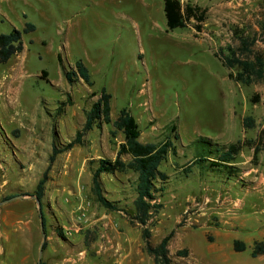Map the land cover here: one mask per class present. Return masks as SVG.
Segmentation results:
<instances>
[{
    "label": "rangeland",
    "instance_id": "374dc122",
    "mask_svg": "<svg viewBox=\"0 0 264 264\" xmlns=\"http://www.w3.org/2000/svg\"><path fill=\"white\" fill-rule=\"evenodd\" d=\"M204 1L205 22L211 24L215 7L239 0ZM244 1L247 5L257 1L260 10L251 19L238 14L236 23L226 17L225 33L217 40L206 37V42L196 45L184 40L182 29L167 31L164 15L156 24L149 20L144 5L151 0H0V34L14 28L23 31L26 23L35 26L33 32L23 34V52L0 64V201L10 191L33 195L46 174L42 209L47 233L49 227L65 240L63 243L73 241L63 244L70 253L58 254L60 262L113 264L109 253L114 252L113 259L123 264H155L146 251L142 226L131 222L137 175L130 171L101 177L104 195L125 212L107 211L97 203L93 191L95 162L116 158L124 141L121 132L103 124L87 132L82 145L60 154L50 165L53 146L63 148L75 139L102 88L112 95L113 121L128 108L139 122L144 142L173 138L172 126L180 136L175 141L177 153L170 152L159 168L168 177V188L159 200L163 208L150 227L152 244L174 231L169 248L176 263L219 262L205 254L213 246L205 235L212 237L214 227L231 225L238 213V198L214 188L208 182L211 173L201 172L202 166L195 165L191 173L185 171L190 170L196 151L207 153V142H217L228 125L234 124L225 135L229 140L242 138L241 123L232 120L234 107L238 116L245 109V114L251 115L264 93V81L246 86L231 80L229 73L237 71H230L218 56H226L228 47L238 46L235 25L240 35L255 39L256 51L264 53V0ZM143 15L147 20L141 18ZM81 25V35L71 33V27ZM97 56L101 57L95 61L94 87L83 80L70 83L66 79L74 61L96 60ZM142 102L143 108L139 107ZM144 108L146 117L139 118ZM257 131V125L247 129L249 136ZM123 159L130 160L128 156ZM36 217L39 225L37 209ZM128 236L132 238L127 248L131 254L124 256L118 241ZM38 240L41 244V222ZM187 246L193 251L194 263L177 255ZM226 262L248 264L256 260L248 250Z\"/></svg>",
    "mask_w": 264,
    "mask_h": 264
},
{
    "label": "trees",
    "instance_id": "16d2710c",
    "mask_svg": "<svg viewBox=\"0 0 264 264\" xmlns=\"http://www.w3.org/2000/svg\"><path fill=\"white\" fill-rule=\"evenodd\" d=\"M164 13L167 22L168 31L185 27L186 23L192 19L198 24L207 18V9L192 4H182L180 0H164ZM0 21L2 17L0 14ZM200 25H196L199 28ZM35 26L26 23L23 31L14 28L10 33L0 34V64L7 63L11 58L20 54L24 50L23 34L33 32ZM238 39V46L228 47V55H218L223 64L231 71L229 78L235 82L250 86L255 83L264 81V53L255 50V39L240 35L238 29L235 31ZM217 55V54H216ZM60 63L62 58L59 55ZM43 74H47L43 71ZM66 79L73 83L74 81L83 80L89 87H94L92 75L82 60H78L75 66L66 71ZM99 98L93 103L91 108L86 111V120L83 127L76 133L75 139L63 148L53 146L52 155L50 156V165L53 164L60 154L70 151L76 145L83 144V138L87 132L95 128H101L103 124L112 125L116 131L124 135V141L119 145L117 156L114 160L101 158L95 163L97 167L93 169V191L97 203L109 212H125L120 204L116 201L109 200L104 195L101 177L104 174L114 175L116 173L133 172L137 175L134 185L136 198L133 201V215L131 222L142 226V238L145 242V248L148 254L153 256L155 264H178L176 263L169 250V243L174 236V231L165 236L158 244L151 242L152 231L150 227L153 225L154 217L163 208L159 200L163 197L167 190L168 177L159 168L163 162L167 160L170 152L177 153L175 141L180 139L177 128L172 126L171 132H175L173 138L166 137L162 142L143 143L140 141L141 129L138 121L128 108H124L119 112L118 117L113 121L112 112V95L106 88H102ZM259 97L254 96L257 101ZM244 128L253 129L256 127V121L253 117L247 116L243 121ZM209 148L207 153L194 154L190 164V170L186 169V173H191L195 165L202 166L201 172H215L217 174H225L228 177L237 175L240 170L234 163L237 156L245 147L254 149L253 159L256 161L261 151H264V127L259 131L258 136L254 140L238 141L229 145H221L218 142L208 141ZM128 156L130 160L125 161L123 157ZM46 183V174L37 184L33 195L37 196L41 202L44 198V190ZM13 196H8L3 200H10ZM43 208V207H42ZM43 210V209H42ZM44 228L47 233L46 217L43 212ZM47 247V241L44 250ZM235 250L243 252L246 245L236 241ZM188 249L177 251L180 257L188 256ZM264 254V242H256L251 253L253 258ZM41 264H46L42 261Z\"/></svg>",
    "mask_w": 264,
    "mask_h": 264
},
{
    "label": "crops",
    "instance_id": "0c3cea01",
    "mask_svg": "<svg viewBox=\"0 0 264 264\" xmlns=\"http://www.w3.org/2000/svg\"><path fill=\"white\" fill-rule=\"evenodd\" d=\"M138 1L142 2V0ZM180 1L182 4L190 3L192 5L202 6V8L205 9V7H203V5H205L204 0ZM256 2L257 1L247 5V1H229L227 4H222L214 8L212 13L215 20L211 24L205 21L198 24L192 19L190 22L186 23L185 27L178 29H182L184 31V40L189 44L198 45L204 43L207 40L206 37L211 40H217V37L226 32V27L223 25V21L226 17L235 23L237 22L238 14H245L247 19H251L253 16L252 14L260 10L258 6L255 5ZM144 7H147L145 10L149 14L148 19H152L155 24L158 19L162 20L163 15L165 17L164 0H151L149 5L146 3ZM151 9L154 13L153 15H151ZM248 12H251V14ZM139 13H141V10ZM144 13L145 12H143V14ZM141 18L147 20V17L144 15L141 16ZM83 22V24H85L86 20L84 19ZM165 24L166 30L168 31L166 17ZM196 25H200L199 28H197ZM209 26L212 27L208 28ZM81 28H83L82 25L81 27H71L70 31L78 37L83 32V29ZM237 29L239 30L237 25H235L233 28L234 38L236 37L235 31ZM208 30L210 32L212 31V33L210 34V32H207ZM229 33L231 34V32ZM100 57L101 56H97V58H95L96 60L88 58L87 60H82L89 69L91 75H93L94 70L96 72L97 65L95 61H99L98 58ZM76 62L77 60L74 61L72 65ZM143 106L144 102L139 104V107L143 108ZM245 113L246 109L238 116L236 107H234L232 116L233 122L238 120L242 125V138L237 139L236 141H231L225 136L230 132V128L234 126V124H231L226 127L222 137L217 139L219 144L229 145L238 141L254 140L257 138L259 131L264 127V93L261 94L260 104L255 106L251 115H247ZM146 114L147 109L145 110L144 108L143 112L139 113V118L146 117ZM247 116L253 117L256 121L258 131L254 136H249L247 130L243 126L244 118ZM142 137L143 132L141 131L140 141L143 143H150L144 142ZM244 150H248L247 153ZM253 154V148L245 147L237 156L238 161L234 163V166L240 170L237 175L228 177L225 174L211 172V175L209 176L211 179L208 182H211L212 185H214V188L230 191V195L238 198L239 201V208L236 210L238 213L231 225H220L218 227H214L212 230V237H207L205 235L207 240L206 242L213 245L212 249H208L205 254L210 257L212 256L214 261L219 260V262H215V264H227L226 259L237 253H243L248 250L252 253L256 242H264V161L262 159L264 151L259 153L256 161L253 159ZM17 161L19 160L17 159ZM240 180L245 182L246 186H243L242 182L239 183ZM19 195H24V197L18 198ZM28 195L32 194H21L20 191H10L9 196H13V198L6 203L0 204V264H38L40 247V242L38 240V226H40V221L38 225V219L36 217V209L38 210V207L37 203H30ZM3 201H0V203ZM240 223L242 228H240ZM235 231H237V234ZM131 239L132 238H129L128 236L125 241H118L120 248L124 251V256H129V254H131L127 250V248L131 247ZM46 241L47 247L44 250L42 261L46 264H67L66 260L60 262L58 254L63 255L64 253H70L68 245L63 244L72 243L73 241L67 240L68 242L63 243L65 240L62 241L57 232L50 230L49 227ZM236 241L244 243L246 245V250L243 252L236 251L234 247ZM185 249H188L189 251L186 258L192 260L191 257L193 256V251L188 246L185 247ZM170 254H173L171 250ZM109 256L112 257L110 259L113 261V264H123V261L118 262L119 260L117 258L115 260L113 259L116 256L114 252H110ZM254 259L256 260L255 263L250 262L248 264H264V254L259 255ZM128 262L125 264H128ZM192 262L194 263V260H192ZM134 264L140 263L135 262ZM234 264L239 263L236 262Z\"/></svg>",
    "mask_w": 264,
    "mask_h": 264
},
{
    "label": "water",
    "instance_id": "95a60500",
    "mask_svg": "<svg viewBox=\"0 0 264 264\" xmlns=\"http://www.w3.org/2000/svg\"><path fill=\"white\" fill-rule=\"evenodd\" d=\"M28 196L36 201L37 207H38L39 219H40V222H41L42 242H41L40 247H39V255H38V264H41L42 260H43L44 245H45V242L47 240L46 232H45V228H44V223H43L44 215H43V210H42V202L35 195H28ZM19 197L22 198V197H24V195H19L18 198ZM8 201L9 200H5V201H3L0 204L6 203Z\"/></svg>",
    "mask_w": 264,
    "mask_h": 264
},
{
    "label": "built area",
    "instance_id": "2783aa9c",
    "mask_svg": "<svg viewBox=\"0 0 264 264\" xmlns=\"http://www.w3.org/2000/svg\"><path fill=\"white\" fill-rule=\"evenodd\" d=\"M242 1H244V0H242ZM66 234H71V232L70 231H67V233Z\"/></svg>",
    "mask_w": 264,
    "mask_h": 264
}]
</instances>
